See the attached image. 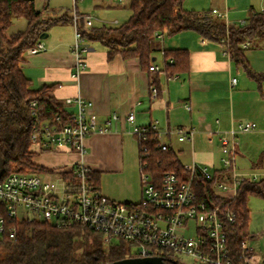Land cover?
<instances>
[{
  "label": "crops",
  "instance_id": "crops-1",
  "mask_svg": "<svg viewBox=\"0 0 264 264\" xmlns=\"http://www.w3.org/2000/svg\"><path fill=\"white\" fill-rule=\"evenodd\" d=\"M130 3L131 0H85L79 13L95 10L106 21H95L94 26L118 27L131 16ZM69 4L71 0H35L37 10L46 19L56 15L53 9ZM210 7L226 14L228 26H239L240 21H246L251 13L264 7V0H213ZM70 16L72 13L65 25L58 23L48 30V38L43 41L45 51L24 57L23 72L34 87H50V94L60 102L78 97L92 102L89 112L96 115L101 125L108 121L110 125L108 131L85 139L82 156L65 149L38 152L30 148L36 164L57 171L82 161L93 173L100 174L99 189L106 197L136 204L142 196V175L140 182L134 173L130 178L124 176L129 167L125 159L127 152L134 144L136 155L139 147V142L136 147L138 139L132 134L134 127L157 123L160 131L194 128L192 141H179L177 135L160 137L178 153L188 171L193 166H210L215 174L225 175L222 159L226 153L219 143L220 133L228 131L233 124L253 122L257 128L237 142L236 167L242 174H264V79L257 80L242 65H236L219 42L194 31H183L168 41L165 37L158 41L162 49L154 54L151 64H167L163 53L166 48L186 49L189 53L188 72L177 74L180 76L177 80H168L165 74L143 68L137 57H110L103 44L86 40L87 69L76 78L72 54L74 26ZM247 58L252 73L264 74L263 40L250 43ZM233 78L237 79L235 85ZM152 87L158 88L157 97L151 95ZM65 106L69 111L75 110L72 105ZM132 110L135 120L129 122ZM120 177L123 178L118 180ZM107 180L115 182L117 187L102 188V182ZM253 258L261 261L264 255L256 254Z\"/></svg>",
  "mask_w": 264,
  "mask_h": 264
},
{
  "label": "built area",
  "instance_id": "built-area-1",
  "mask_svg": "<svg viewBox=\"0 0 264 264\" xmlns=\"http://www.w3.org/2000/svg\"><path fill=\"white\" fill-rule=\"evenodd\" d=\"M121 2L122 0H118ZM77 3L78 0H75ZM222 18L226 14L213 10ZM264 13V7L259 10ZM99 21L90 14H80L76 9L72 13L74 42L72 54L75 58L74 74L78 78L87 69L86 53L89 46L83 32ZM245 21H240L243 25ZM157 41L164 34H157ZM225 52L226 39L220 42ZM244 48L250 47L246 42ZM42 40L29 48L25 56L45 51ZM172 63V60L169 62ZM166 63H155L150 72L165 74L168 80H177L179 75L168 76ZM237 79H232L236 84ZM159 90L151 88V95L157 97ZM65 105L75 107L68 113L70 123H64L60 116L49 120H40L36 101L32 102L33 126L31 131V149L38 152L65 149L79 155L85 153L84 141L88 136L108 131L110 122L101 125L96 115L91 114L92 102L81 97L67 98ZM190 109L189 106H187ZM135 110L128 116L129 122L135 120ZM257 128L253 122H240L220 133L219 143L226 153L222 159L227 174L214 185L216 194L227 192L229 200L236 198L238 188L245 179L253 182L264 181V174L253 172L242 174L237 171V138L239 134L249 133ZM194 128H175L160 131L157 123L149 126L134 127L132 134L138 139L140 150L149 155L145 142L151 133L159 141L162 150L170 145L161 140V135H177L179 141L193 140ZM147 162L140 160L142 172V196L138 203H121L106 197L94 183L92 171L79 161L71 168L51 173H13L0 180V240H16L19 223L45 222L59 230H68L75 226L85 227L102 237V244L110 251L112 242L119 240L130 248L125 250L124 258L161 257L165 261L182 264L179 256L191 258L205 264H264L254 260L253 248L249 241L254 236L241 234L239 255L232 256L229 247L228 226L235 222L233 212L221 213V208H211L201 202L194 190L198 175L212 181L215 173L210 166H193L185 181L175 173L168 172L158 183L147 171ZM146 181H144V179ZM192 223V224H191ZM193 232L188 234L187 232Z\"/></svg>",
  "mask_w": 264,
  "mask_h": 264
},
{
  "label": "trees",
  "instance_id": "trees-1",
  "mask_svg": "<svg viewBox=\"0 0 264 264\" xmlns=\"http://www.w3.org/2000/svg\"><path fill=\"white\" fill-rule=\"evenodd\" d=\"M183 1L131 0L132 13L125 23L118 27L93 26L83 32V37L103 44L110 57L139 58L142 67L148 70L154 54L162 49L157 34L172 38L183 31H194L215 42L225 38V54L257 80L264 79V74L252 73L247 48L243 47L246 42L264 41V13H251L243 25L228 26L225 19L212 10H185ZM68 19L69 14L58 19L44 18L43 12L37 10L35 0L0 1V180L13 173L54 172L52 168L36 164L30 151L34 120L31 104L36 101L38 118L42 121L60 116L64 123H70L71 117L65 103L50 94V87L33 86L32 80L23 72L22 63L26 51L41 40L43 33ZM70 19L72 21V16ZM20 20L26 21L25 28L9 34L15 22ZM163 53L168 76L188 72L186 49L166 48ZM144 144L149 155L142 154L139 145V159L147 162V171L158 183L168 172L175 173L181 181L186 180L189 171L177 152L159 148L154 133ZM92 177L99 187L100 174L92 172ZM224 177L215 174L214 179L208 181L198 175L194 190L199 200L211 208H221L222 214H236V220L228 230L229 247L232 256L237 257L241 249L240 236L248 233L250 223L248 199L250 196L264 198V181L245 179L236 198L229 200L214 191L215 183ZM17 229L16 240H0V264H107L124 258V247H112L108 253L103 248L101 235L85 227L59 230L45 222L24 221Z\"/></svg>",
  "mask_w": 264,
  "mask_h": 264
},
{
  "label": "rangeland",
  "instance_id": "rangeland-1",
  "mask_svg": "<svg viewBox=\"0 0 264 264\" xmlns=\"http://www.w3.org/2000/svg\"><path fill=\"white\" fill-rule=\"evenodd\" d=\"M85 0H78L76 3L75 0H71V5H67L64 8L61 9H53L55 11L56 15L53 17V19H58L63 17L65 14L73 13L75 9L80 12V5L82 2ZM213 0H184L183 1V8L185 10L189 11H196V12H206L211 10V4ZM185 3V4H184ZM203 7V8H202ZM192 8V9H190ZM196 9V10H195ZM128 10V9H127ZM52 13V11H51ZM129 13V11H127ZM87 14H90L94 17H96L98 20H103L98 12L95 10L89 11ZM227 18H225L226 20ZM106 21V20H103ZM124 23V22H123ZM67 24V23H66ZM65 25L62 24V26ZM26 26V21L20 20L15 22L14 26L10 29L9 34L14 33L20 29H24ZM171 38H167L166 41L170 40ZM46 41V40H42ZM244 134H239L237 138V142L239 141V138L244 136ZM137 140V138H136ZM138 145V141L136 142V147ZM135 145H131V149L129 152L126 154V162L128 164V170L124 173L125 177L130 178V176L134 173L135 177L138 178L139 182L141 181V170H140V159H139V147L137 148L136 155L134 153ZM123 177L118 178V180H121ZM112 180H115V178H111ZM144 179V177H143ZM144 181H146L144 179ZM143 185V181H142ZM102 188L104 187H117L115 182L113 181H103L101 184ZM224 194H227V192H224ZM248 208L250 211V223L248 226V233L253 235L254 237L250 239L249 245L254 249V255H264V198L260 196H250L248 199ZM192 224V223H191ZM188 234H193V232H187ZM102 241V239H101ZM112 247H124V250L129 249L130 247L127 244L121 243L119 240H114L112 242ZM111 247V248H112ZM103 248L106 250V246L103 245ZM108 253L110 251L106 250ZM178 260L181 261L182 264H205V263H200L197 261L192 260L191 258L184 257V256H179Z\"/></svg>",
  "mask_w": 264,
  "mask_h": 264
},
{
  "label": "water",
  "instance_id": "water-1",
  "mask_svg": "<svg viewBox=\"0 0 264 264\" xmlns=\"http://www.w3.org/2000/svg\"><path fill=\"white\" fill-rule=\"evenodd\" d=\"M48 33H43L40 37L41 40L48 38ZM107 264H167L161 257H149V258H123Z\"/></svg>",
  "mask_w": 264,
  "mask_h": 264
},
{
  "label": "flooded vegetation",
  "instance_id": "flooded-vegetation-1",
  "mask_svg": "<svg viewBox=\"0 0 264 264\" xmlns=\"http://www.w3.org/2000/svg\"><path fill=\"white\" fill-rule=\"evenodd\" d=\"M169 262V261H166V263ZM174 264V263H173Z\"/></svg>",
  "mask_w": 264,
  "mask_h": 264
}]
</instances>
